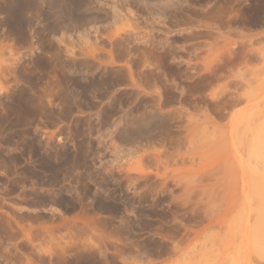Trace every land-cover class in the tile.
<instances>
[{
	"label": "rangeland",
	"instance_id": "1",
	"mask_svg": "<svg viewBox=\"0 0 264 264\" xmlns=\"http://www.w3.org/2000/svg\"><path fill=\"white\" fill-rule=\"evenodd\" d=\"M62 1L0 11V264H264V0Z\"/></svg>",
	"mask_w": 264,
	"mask_h": 264
},
{
	"label": "bare ground",
	"instance_id": "2",
	"mask_svg": "<svg viewBox=\"0 0 264 264\" xmlns=\"http://www.w3.org/2000/svg\"><path fill=\"white\" fill-rule=\"evenodd\" d=\"M61 1H62V0H61ZM76 1L78 2V4L74 6V7H75V11H73L72 8H71V9H68V8L64 5L65 1H64V3H63V1H62L63 4H60L59 2H57V3H59V4L55 3L54 5L57 4V5L55 6V10H54V14H55L54 17H56V20H57V18H60L61 16H63V14H66V15L69 16L70 14H72V11L75 12V15H73V17H76V16H77L76 18L79 19V18H78V15H76V12H77L76 9H77L79 12H80V10H82V11H87V10L89 9L87 3L85 4V3L83 2L84 0H83L82 2L79 1V0H76ZM76 1H75V2H76ZM53 2H54V1H53ZM53 2H52V3H53ZM77 2H76V3H77ZM28 3H29L28 0H3L2 3L0 4V8H1L0 11L3 12V13L5 14V16H7L8 18H12V19H14V20L16 21V24H17L18 26H21V20H20V17H19V15L17 16L16 14H20V11H21L22 9H24V7H27L28 5H30V4H28ZM67 4H68V3H67ZM26 5H27V6H26ZM73 5H74V4H73ZM67 6H69V5H67ZM71 6H72V4H71ZM71 6H69V7H71ZM51 8H52V7H51ZM71 10H72V11H71ZM70 11H71V13H70ZM82 11H81V12H82ZM3 13H2V14H3ZM54 14H53V15H54ZM78 14H80V13H78ZM60 15H61V16H60ZM59 16H60V17H59ZM7 17H4V18H7ZM17 17H18V19H17ZM70 17H71V19L73 18L72 16H69L68 18H70ZM76 18H75V19H76ZM1 19H2V17H1ZM73 19H74V18H73ZM73 19H72V21L75 20V19H74V20H73ZM2 20H3V23H6L5 21H7V19H6V20H5V19H2ZM4 20H5V21H4ZM72 21L70 20V23H72ZM1 23H2V22L0 21V25H1ZM3 23H2V24H3ZM4 32H5V31H4ZM5 33H6V32H5ZM5 35H6V34H5ZM4 37H5V36H4ZM0 43H1V41H0ZM2 43H3V42H2ZM0 45H2V44H0ZM3 47H4V46H3ZM0 48H1V46H0ZM4 48H5V47H4ZM0 50H1V49H0ZM127 136H128V135H127ZM248 194H249V193H248ZM255 194H257V195L259 196V199H260V200H261V198H262L261 201L264 203V200H263V199H264V197H263V196H264V193H260V192L258 193V192H257V193H255ZM261 195H262V196H261ZM248 196H249V195H248ZM255 197H256V195H255ZM244 198H245V197H244ZM247 198H248V197H247ZM259 199H258V201H259ZM261 201H259V204L261 203ZM246 203H247V202H246ZM263 203H261V204H263ZM263 205H264V204H263ZM252 206H253V205H251V207H252ZM251 207H250L251 211L253 210L252 213H253V214H256L257 212H256L255 209H256L257 207H256L255 209H254V207H253V208H251ZM261 207L264 208V206H262V205H261ZM247 209H248V211H247V210H246V211H247V214H248V212L250 211V210H249V207H248ZM261 212H264L263 209L260 211V216H258L257 221H256V222H253V223H255V224H253V223H252V224L250 223V225L248 224V225H249V229L251 230V228H252V230L248 233V235L251 234V233L254 235V236L252 235L253 239L250 238V239H248V240H249V242H253V244H254V243L257 244L256 246H259V244H260L261 242H258V241H259V240L261 241L260 238L263 237V235H264V233H263V232H264V228H263V227H264V224H263V223H264V218H263V217H264V216H263L264 214H262ZM250 213H251V212H250ZM252 213H251L250 215H252ZM258 215H259V214H258ZM244 216H245V215H244ZM246 216H248V215H246ZM249 217H250V216H249ZM260 217H261V218H260ZM251 218H252V219H251ZM251 218L248 220L249 222H250L251 220L254 219V216L252 215ZM245 219H246V218H245ZM259 219H260V221H259ZM261 220H263V221H261ZM248 221H247V223H248ZM254 221H255V220H254ZM245 222H246V221H244V223H245ZM257 222H258V223L261 222V225L258 224ZM232 223H233V222H232ZM256 223L258 224L259 227L262 226V224H263L262 228L260 227V228L262 229V230L260 229L261 231H259V228H258V233L260 232V234H254L253 229L255 230V233H257V231H256L257 229H256V228H257L258 226H257ZM248 225H247V226H248ZM252 225H255L256 228H254V226L252 227ZM247 226L245 227V229L247 228V230H249ZM250 226H251V228H250ZM240 230H242V229H240ZM252 231H253V232H252ZM239 232H240V231H239ZM241 232H242V231H241ZM243 232H244V231H243ZM246 232H247V231H246ZM246 232H245V233H246ZM237 233H238V231H237ZM238 234H240V233H238ZM241 235H242V234H241ZM257 235H258V236H257ZM259 235H260V236H259ZM250 236H251V235H250ZM250 236H249V237H250ZM256 236H257V237H256ZM247 237H248V236H247ZM258 237H259V238H258ZM258 239H259V240H258ZM245 240H247V239L245 238ZM257 240H258V241H257ZM262 240H264V239L262 238ZM244 242H245V241H244ZM247 242H248V241H247ZM262 242H263V241H262ZM263 243H264V242H263ZM251 246H252V245H251ZM256 246H255V245L253 246V248H252L253 251H254V250L257 251L256 248H258V247H256ZM263 246H264V245H263ZM255 247H256V248H255ZM254 248H255V249H254ZM261 248H262V247H261ZM261 248H260V246H259L258 251H261V250H262ZM260 249H261V250H260ZM263 250H264V249H263ZM261 252H262V251H261ZM263 252H264V251H263ZM263 252H262V253H263ZM258 253H260V252H258Z\"/></svg>",
	"mask_w": 264,
	"mask_h": 264
}]
</instances>
